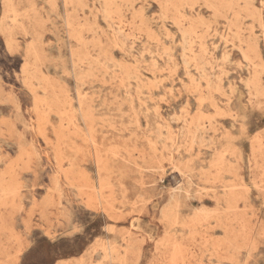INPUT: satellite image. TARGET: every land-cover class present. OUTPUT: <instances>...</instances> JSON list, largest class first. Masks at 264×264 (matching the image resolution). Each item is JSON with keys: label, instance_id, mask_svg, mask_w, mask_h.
Segmentation results:
<instances>
[{"label": "rangeland", "instance_id": "374dc122", "mask_svg": "<svg viewBox=\"0 0 264 264\" xmlns=\"http://www.w3.org/2000/svg\"><path fill=\"white\" fill-rule=\"evenodd\" d=\"M0 264H264V0H0Z\"/></svg>", "mask_w": 264, "mask_h": 264}]
</instances>
